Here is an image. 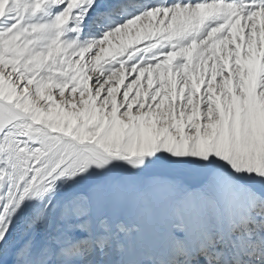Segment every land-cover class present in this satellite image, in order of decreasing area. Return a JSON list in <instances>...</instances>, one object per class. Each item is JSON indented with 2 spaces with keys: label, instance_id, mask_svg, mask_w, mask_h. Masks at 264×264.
I'll return each instance as SVG.
<instances>
[{
  "label": "snow or ice",
  "instance_id": "obj_1",
  "mask_svg": "<svg viewBox=\"0 0 264 264\" xmlns=\"http://www.w3.org/2000/svg\"><path fill=\"white\" fill-rule=\"evenodd\" d=\"M0 264H264V0H0Z\"/></svg>",
  "mask_w": 264,
  "mask_h": 264
}]
</instances>
